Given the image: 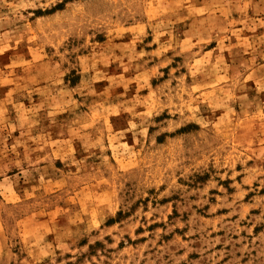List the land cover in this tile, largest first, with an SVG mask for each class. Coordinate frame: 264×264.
Segmentation results:
<instances>
[{
  "label": "rangeland",
  "instance_id": "obj_1",
  "mask_svg": "<svg viewBox=\"0 0 264 264\" xmlns=\"http://www.w3.org/2000/svg\"><path fill=\"white\" fill-rule=\"evenodd\" d=\"M0 264H264V0H0Z\"/></svg>",
  "mask_w": 264,
  "mask_h": 264
}]
</instances>
